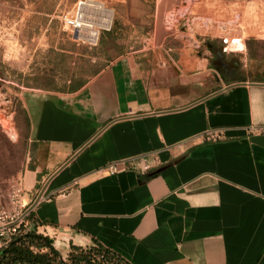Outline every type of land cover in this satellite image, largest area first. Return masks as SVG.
Wrapping results in <instances>:
<instances>
[{"label":"crops","instance_id":"crops-1","mask_svg":"<svg viewBox=\"0 0 264 264\" xmlns=\"http://www.w3.org/2000/svg\"><path fill=\"white\" fill-rule=\"evenodd\" d=\"M253 28L209 52L132 50L84 80L19 93V207L61 255L98 242L129 264H264V135L249 132L264 126V78L233 58L264 40ZM152 152L147 173L124 166Z\"/></svg>","mask_w":264,"mask_h":264},{"label":"rangeland","instance_id":"rangeland-1","mask_svg":"<svg viewBox=\"0 0 264 264\" xmlns=\"http://www.w3.org/2000/svg\"><path fill=\"white\" fill-rule=\"evenodd\" d=\"M89 1L101 3L111 19L108 28L99 29L96 45L76 42L62 22L63 15L75 11L77 0H0V204L18 216L23 209L11 194L28 158L21 134L25 121L19 93L24 88H62L132 50L195 42L209 52L229 32L264 26V0ZM91 15L98 19L101 12ZM234 39L228 47L238 50ZM246 45L247 51H233L236 64L245 65L249 77L264 78V40L251 38ZM31 227L26 215L16 233Z\"/></svg>","mask_w":264,"mask_h":264},{"label":"trees","instance_id":"trees-1","mask_svg":"<svg viewBox=\"0 0 264 264\" xmlns=\"http://www.w3.org/2000/svg\"><path fill=\"white\" fill-rule=\"evenodd\" d=\"M27 216L32 227L14 234L5 246L0 247V264H129L98 242L90 247L71 243L64 258L56 249L54 239L37 231L33 214L28 212Z\"/></svg>","mask_w":264,"mask_h":264},{"label":"built area","instance_id":"built-area-1","mask_svg":"<svg viewBox=\"0 0 264 264\" xmlns=\"http://www.w3.org/2000/svg\"><path fill=\"white\" fill-rule=\"evenodd\" d=\"M88 2L89 0H77L75 11L72 14L63 15L61 19L66 29L70 31L72 38L76 42L96 45L99 38V29L105 27L91 24V21H95V19H92L91 13H86V9L90 7ZM223 41L226 42L227 39L224 38ZM249 132L264 135V126L251 128ZM222 137L223 132L220 130L207 132L205 134L206 140H216ZM159 164L160 159L157 152H152L147 156L132 158L128 160L127 164L124 166L135 169L141 173H147ZM116 168V166L112 167L111 173H114ZM19 193L20 190L16 188L11 194L12 201L16 207H19L20 204L18 198ZM18 209L22 210L23 208L19 207ZM12 212L6 210L5 207L0 204V247L5 246L10 241L11 237L17 232L22 219L28 213L26 210L18 216L16 210H12Z\"/></svg>","mask_w":264,"mask_h":264},{"label":"bare ground","instance_id":"bare-ground-1","mask_svg":"<svg viewBox=\"0 0 264 264\" xmlns=\"http://www.w3.org/2000/svg\"><path fill=\"white\" fill-rule=\"evenodd\" d=\"M89 8L86 9V13L89 14L91 13L93 10H99L101 12V15H99L98 19H96L95 17H92V19H95V21H91V24H95L97 26H103L105 28H108L111 22L110 17H106V10L103 5L101 3H97L94 1H89ZM233 47L235 49H242L244 47L243 43L241 42V40L239 39H234L233 41Z\"/></svg>","mask_w":264,"mask_h":264}]
</instances>
